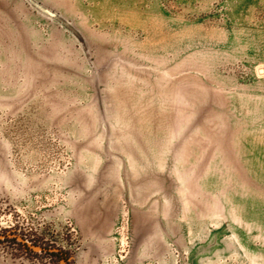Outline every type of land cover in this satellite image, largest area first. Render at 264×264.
<instances>
[{"label":"rangeland","instance_id":"rangeland-1","mask_svg":"<svg viewBox=\"0 0 264 264\" xmlns=\"http://www.w3.org/2000/svg\"><path fill=\"white\" fill-rule=\"evenodd\" d=\"M0 0V264H264V0Z\"/></svg>","mask_w":264,"mask_h":264},{"label":"water","instance_id":"water-1","mask_svg":"<svg viewBox=\"0 0 264 264\" xmlns=\"http://www.w3.org/2000/svg\"><path fill=\"white\" fill-rule=\"evenodd\" d=\"M29 2V4L38 12H40L41 14L45 15L46 17L56 21L57 23H59L60 25H62L67 31H69L79 42V44L83 47V49H85V43L83 38L79 35L78 32H76L71 25H69L65 20H63L61 17L57 16L56 14H54L51 11H48L46 9H44L43 7L39 6L36 2H34L33 0H27Z\"/></svg>","mask_w":264,"mask_h":264}]
</instances>
